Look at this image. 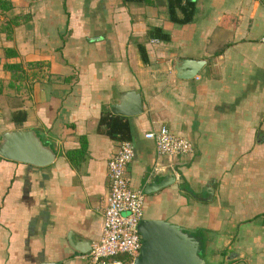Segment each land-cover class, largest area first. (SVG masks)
Instances as JSON below:
<instances>
[{"label": "crops", "instance_id": "obj_1", "mask_svg": "<svg viewBox=\"0 0 264 264\" xmlns=\"http://www.w3.org/2000/svg\"><path fill=\"white\" fill-rule=\"evenodd\" d=\"M10 1L0 10V132L33 127L56 157H0V264H87L77 247L101 235L107 161L121 140L100 118L129 89L142 111L125 116L126 173L145 193L143 217L207 233L208 264H264L263 0H189L191 18L177 22L168 0ZM177 58L203 62L181 78ZM163 124L192 151L159 155L145 133Z\"/></svg>", "mask_w": 264, "mask_h": 264}, {"label": "water", "instance_id": "obj_2", "mask_svg": "<svg viewBox=\"0 0 264 264\" xmlns=\"http://www.w3.org/2000/svg\"><path fill=\"white\" fill-rule=\"evenodd\" d=\"M264 2V0H263ZM203 60L175 59L173 69L177 77H192L199 70ZM115 114L124 116L142 111L139 92L129 89L120 92L117 101L110 105ZM0 156L10 160L44 166L56 157L54 144L43 141L33 127H12L0 132ZM162 185V184H160ZM141 248L132 264H207L200 255L201 240L194 229L187 228L167 218L143 217L138 223ZM88 248L77 247L84 252Z\"/></svg>", "mask_w": 264, "mask_h": 264}, {"label": "built area", "instance_id": "obj_3", "mask_svg": "<svg viewBox=\"0 0 264 264\" xmlns=\"http://www.w3.org/2000/svg\"><path fill=\"white\" fill-rule=\"evenodd\" d=\"M261 41L264 42V29ZM145 136L154 140L159 155H184L192 151L187 138L171 132L164 124L147 131ZM133 156V141L121 139L107 161L109 193L101 210L102 232L86 254L87 264H132L139 254L142 241L137 226L143 218L145 193L129 183L126 169Z\"/></svg>", "mask_w": 264, "mask_h": 264}, {"label": "trees", "instance_id": "obj_4", "mask_svg": "<svg viewBox=\"0 0 264 264\" xmlns=\"http://www.w3.org/2000/svg\"><path fill=\"white\" fill-rule=\"evenodd\" d=\"M122 1H134L139 2L141 0H122ZM11 1L10 0H0V10L6 13L11 8ZM180 7L181 11L183 12L182 18H177L176 9ZM190 7V8H189ZM192 2L189 0H168V12L169 16L173 21H187L191 18V8ZM190 9V10H188ZM17 16H12L11 19H14ZM15 20V19H14ZM9 31V28H7ZM150 35L157 37L158 39H168V34L163 31L160 26H152L150 29ZM141 51V56L143 59H146L145 49L142 45L139 46ZM12 49L7 48V54H13L14 52L11 51ZM101 122L105 125V130L113 137L120 138V139H130V128L128 120L125 116L117 115V114H103L101 116ZM4 130V129H3ZM69 151H67L68 153ZM69 155L71 156L70 152ZM1 157V156H0ZM194 233L200 238L201 240V248H200V255L204 257L205 255V248L206 244L208 243L209 236L207 233H203L200 229L194 230ZM224 253L225 250L222 249ZM208 264V263H207Z\"/></svg>", "mask_w": 264, "mask_h": 264}]
</instances>
